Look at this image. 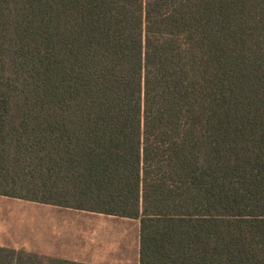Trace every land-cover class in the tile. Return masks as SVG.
Instances as JSON below:
<instances>
[{"label":"trees","instance_id":"1","mask_svg":"<svg viewBox=\"0 0 264 264\" xmlns=\"http://www.w3.org/2000/svg\"><path fill=\"white\" fill-rule=\"evenodd\" d=\"M0 195L138 219L139 264H264V0H0Z\"/></svg>","mask_w":264,"mask_h":264},{"label":"crops","instance_id":"2","mask_svg":"<svg viewBox=\"0 0 264 264\" xmlns=\"http://www.w3.org/2000/svg\"><path fill=\"white\" fill-rule=\"evenodd\" d=\"M0 199V246L87 264H139L138 219Z\"/></svg>","mask_w":264,"mask_h":264},{"label":"rangeland","instance_id":"3","mask_svg":"<svg viewBox=\"0 0 264 264\" xmlns=\"http://www.w3.org/2000/svg\"><path fill=\"white\" fill-rule=\"evenodd\" d=\"M8 199V202H10L11 204H13L14 205V201H10V200H13L12 198H7ZM1 200V199H0ZM7 201V200H6ZM16 210H18V209H16ZM19 210H21L22 211V208H19ZM26 212L27 213H32L33 211L31 210V208H27L26 207Z\"/></svg>","mask_w":264,"mask_h":264}]
</instances>
